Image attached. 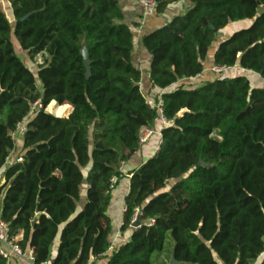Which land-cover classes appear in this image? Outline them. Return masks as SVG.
Here are the masks:
<instances>
[{
	"label": "trees",
	"instance_id": "trees-1",
	"mask_svg": "<svg viewBox=\"0 0 264 264\" xmlns=\"http://www.w3.org/2000/svg\"><path fill=\"white\" fill-rule=\"evenodd\" d=\"M2 1L0 169L17 148L12 132L28 122L23 159L0 187V215L13 236L23 231L18 243L33 250V264H90L112 245L111 180L140 149V129L157 121L133 62L139 23L125 21L120 0H5L11 15ZM157 1L163 13L184 0ZM185 1L183 14L143 35L154 88L202 73L220 31L248 20L218 44L213 64L264 78V0ZM13 35L31 60L44 54L36 72ZM162 96L172 123L157 152L131 171L122 230L137 208L142 224L107 264H152L168 232L181 264H264V86L222 74ZM36 100L43 107L31 116ZM54 100L57 115L47 110ZM0 264H8L2 255Z\"/></svg>",
	"mask_w": 264,
	"mask_h": 264
},
{
	"label": "crops",
	"instance_id": "crops-1",
	"mask_svg": "<svg viewBox=\"0 0 264 264\" xmlns=\"http://www.w3.org/2000/svg\"><path fill=\"white\" fill-rule=\"evenodd\" d=\"M120 4L125 14V21L133 26L135 23H139L137 26L134 27L135 36H136V42H135L136 49L133 54V62L142 71V80L140 84L142 91L146 97H155L159 94H163L164 91L174 89L178 84H186L187 82H195L194 85L192 86L189 85L188 87H197L208 80H213L221 76V75H216L211 70L207 69L213 65V57L218 44L225 38L231 36V34L236 30L242 27H246L252 23V20L234 22L230 26L222 29L218 34V40L212 45L210 49L208 60L206 62V67L201 73V75L196 77L180 79L179 83L169 86L166 90H161L158 88H154L150 81L149 72H150L152 58L145 49L144 44L142 42L143 35L169 22L173 17L183 14L190 6V4L185 0L178 1L169 5L165 12L163 13L155 12L154 14L149 16L143 15L141 4L134 0H120ZM2 5L6 9L7 13L11 15V8L9 3L3 0ZM239 74H246L251 80L253 86H264V78L261 75L253 71L244 70L238 66L228 68L223 73V76L224 75L235 76ZM53 103H56V101L54 100L50 104L53 105ZM59 110H60V106L57 104L56 111L53 113L57 115ZM72 110H73V106L71 105V108L67 111L68 113L66 116H68L72 112ZM61 116H65V115H61ZM152 127H154L157 132L163 129L161 123H159L158 121H156L155 125H153ZM159 139L160 137L156 133L150 139L149 142L140 145V149L131 157L130 160L123 162L122 175L120 177H117V184L111 193V201L108 208V214L111 218V221H112V216L116 220L115 227L111 228L110 230V239L112 245L105 257H95L90 264H107L109 260L107 255H110L113 249L119 247L121 244L127 242L130 239L132 231L133 229H135V227L130 226L126 230H122V225L124 222L126 196L130 191V179L132 176L131 171L133 169H137L144 161H146L149 157H151L157 152L159 148ZM23 153H24L23 137H20L17 141V148L14 149V151H12V153L10 154V156L6 161L5 166L0 169V187L6 183L5 171L7 167L18 161L19 158L23 159ZM87 187L88 184L85 183L83 186L81 198L78 201L79 210L82 207H84V205L86 204ZM5 190L6 188L3 189L1 199L3 198V194ZM15 237L18 241L21 240L23 238V231L20 230ZM58 245H59V239L56 240L53 246L52 258H54L56 255ZM29 253H33V250L30 248L26 250V256L16 258L14 260V264H33V259L28 255Z\"/></svg>",
	"mask_w": 264,
	"mask_h": 264
},
{
	"label": "built area",
	"instance_id": "built-area-1",
	"mask_svg": "<svg viewBox=\"0 0 264 264\" xmlns=\"http://www.w3.org/2000/svg\"><path fill=\"white\" fill-rule=\"evenodd\" d=\"M141 4L142 11L144 16L152 15L156 12L158 1L157 0H134ZM208 70H211L216 75H222L227 69V66L224 65H218L213 64L211 67L207 68ZM198 74L197 76H200ZM196 77V76H195ZM147 102L153 110L156 111L157 114V121L161 123L162 127H166L172 123V119H170L164 109V99L162 94H159L155 97H147ZM43 104L41 103V100H36L33 103V108L31 112V116L35 114V112L42 108ZM27 121H24L22 123H19L16 130L12 132V137L18 141L20 137H23L25 132L27 131ZM158 134L159 139V146L162 143V130L157 132L156 129L152 126H143L140 129V145H143L150 141V139L155 135ZM159 149V148H158ZM8 159V158H7ZM22 158H19L18 161H21ZM117 184V177L114 176L111 180L110 184V191L112 193L113 189L116 187ZM126 210V207H125ZM139 215V209L137 208L134 215L131 218V225L133 226L134 222L137 220V217ZM124 223V222H123ZM134 227V226H133ZM137 228V227H135ZM0 255H2L6 260L8 264H14V260L19 257L26 256V251L23 250V248L18 243V240L15 236L11 234V228L9 224L2 218L0 215ZM32 259L33 253L28 254ZM43 264H48L47 262H44Z\"/></svg>",
	"mask_w": 264,
	"mask_h": 264
},
{
	"label": "rangeland",
	"instance_id": "rangeland-1",
	"mask_svg": "<svg viewBox=\"0 0 264 264\" xmlns=\"http://www.w3.org/2000/svg\"><path fill=\"white\" fill-rule=\"evenodd\" d=\"M14 37L12 38L14 43H15V46H16V49L17 51L20 53V54H23L26 61H27V64L32 68L33 71H37V66H39L40 64L43 63L44 61V54H39L36 56V58L34 60H31L29 58V56L27 55V52L23 51L21 48H20V45L15 37V35H13ZM195 82H187L186 84L184 85H194ZM40 88H42V85H40ZM56 107H57V104L56 103H53L50 104L48 107H47V110L48 111H52V112H55L56 111ZM68 112H65V116L67 115ZM174 182V180H171L170 181V184H172ZM116 225V220L115 218H113L112 216V221H111V228L115 227ZM174 245H175V241L172 237V234L171 232H168V236H167V239H166V243H165V247H164V250L163 251H158V252H155L154 255H153V259H152V264H173V250H174Z\"/></svg>",
	"mask_w": 264,
	"mask_h": 264
},
{
	"label": "water",
	"instance_id": "water-1",
	"mask_svg": "<svg viewBox=\"0 0 264 264\" xmlns=\"http://www.w3.org/2000/svg\"><path fill=\"white\" fill-rule=\"evenodd\" d=\"M85 50V52H84ZM83 54H84V59H85V64H86V68H87V77H89L91 75V59H90V56H89V53L86 49V47H84L83 49ZM187 109H184L181 114H183V112H185ZM141 216L140 214L138 215L137 217V220L134 222L133 226L134 227H139L141 226ZM173 264H180V261H177L175 258H174V261H173Z\"/></svg>",
	"mask_w": 264,
	"mask_h": 264
},
{
	"label": "bare ground",
	"instance_id": "bare-ground-1",
	"mask_svg": "<svg viewBox=\"0 0 264 264\" xmlns=\"http://www.w3.org/2000/svg\"><path fill=\"white\" fill-rule=\"evenodd\" d=\"M84 52H85V50H84ZM86 53V52H85Z\"/></svg>",
	"mask_w": 264,
	"mask_h": 264
}]
</instances>
